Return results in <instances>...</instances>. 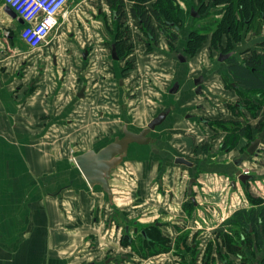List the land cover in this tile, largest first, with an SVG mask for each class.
Listing matches in <instances>:
<instances>
[{
    "label": "crops",
    "instance_id": "obj_1",
    "mask_svg": "<svg viewBox=\"0 0 264 264\" xmlns=\"http://www.w3.org/2000/svg\"><path fill=\"white\" fill-rule=\"evenodd\" d=\"M67 6L47 43L30 50L20 39L21 21L0 0V264H71L83 239L89 246L80 234L88 230L103 258H87V264L137 262L135 256L121 254L119 238L117 244L112 239L138 218L152 224L164 209L172 215L162 221L173 222L189 193L203 213L212 215H200L198 223L215 227L222 221L221 183L231 179L229 164L264 129V94L237 84L226 60L216 58L219 53L207 44L191 54L168 51L164 43L149 50L130 29L132 66L122 73L123 62L112 61L108 46L95 57V47L77 43V32L87 38V28L112 43L116 28L110 20L102 28L93 26L101 23L98 7L107 13L106 1L69 0ZM81 15L84 27L77 25ZM248 56L240 52L235 59ZM160 114L166 115L164 121L148 134L153 143L130 146L111 173L112 201L99 187L90 188L74 157L107 145L125 125L138 133ZM200 118L205 122L200 124ZM212 128H218L214 139ZM234 129L237 151L223 154L219 145ZM177 158L191 167L176 164ZM196 172V183L188 190ZM131 197L129 204L123 202ZM147 214L150 220L144 219ZM103 228L102 237L95 233ZM11 243L14 257L9 256ZM51 248L54 259L49 253L47 258Z\"/></svg>",
    "mask_w": 264,
    "mask_h": 264
},
{
    "label": "flooded vegetation",
    "instance_id": "obj_2",
    "mask_svg": "<svg viewBox=\"0 0 264 264\" xmlns=\"http://www.w3.org/2000/svg\"><path fill=\"white\" fill-rule=\"evenodd\" d=\"M105 1L107 3V13H105L103 8L99 10V14L103 19L110 20V22L116 28L112 43H108L107 46L109 47L108 50L111 54L110 57L112 61L123 62L122 73L130 69L129 64L130 66H132V62L130 60L132 47L129 44L130 29H134L136 31L138 42L146 49L154 50L160 45V43H164L168 51L181 49L182 54H191L192 51H194L192 53H196L206 41V39H204L199 43L194 40L195 37L199 35L197 34V32H200V29H202V26L200 25H197V29H195L193 32H191L190 34L188 33V38H186L184 43L179 46V39L181 38V35H183V32L185 30V23L188 21V18L191 17L194 21L200 20L193 13L192 9L196 6V9L199 11L206 4L210 5V7L212 8L217 5H221L220 3H217L218 0H192V2L189 3L193 6V8L190 7V12L187 15L181 8V4L183 5L184 2L187 3V0H168L172 5L171 14H165L161 9L157 10V0H153L152 2L147 3H141L140 0H120V11H116L114 8H111L109 1ZM128 4H130V6ZM138 7L143 8V12H145V15H141L140 13L138 14V12L133 11V9L135 8H137L138 10ZM221 11L222 10H220V12ZM155 12L158 13V16L154 14ZM220 14L224 15L223 11ZM222 19L223 16L222 18L220 17V20L218 22H214L217 29ZM251 23L252 22L250 21H245V29H242L240 32L232 34L228 29V34H223L218 41H216L215 43L209 42L210 48L219 53L217 58L220 60H226L228 68V61L231 58H235V56L229 55L226 57V53L223 52L233 51L232 48H235L234 42L236 41V37L239 35L241 37V34H248L249 32H251L249 30V25ZM223 37H225L224 44L222 42ZM257 49H259V47H257ZM251 50L252 49L247 48L244 49L242 53H249V51ZM112 53H115L117 60L113 59ZM182 54L177 55V60L184 63L186 61V58ZM127 61L131 63H128ZM198 80L199 79H195L194 84L197 85V82H199ZM234 86H237V84H234ZM196 92H199V90L196 89ZM236 106L238 108L241 107L238 103L236 104ZM202 122H205V120L203 118H200L199 123L202 124ZM216 129L212 128L213 139L218 133V128ZM148 134L147 137H149ZM122 136L123 128L121 131V135L117 137L120 138ZM261 136H263L262 140ZM261 136L251 138L244 149L237 151L238 135L237 133H235L234 129L226 132L224 141L219 145L220 152L223 154H229L234 151L240 153L239 157H236L229 164L232 173L231 179L228 182V189L234 192L233 194H235V200H238L237 194L239 193V191L240 193L242 192L241 194L250 204L249 206L240 207L234 210L219 224H217L213 228H210L209 226H205V224H201L198 222L200 220V215H212H210L209 213H206L207 215L203 213L201 211L203 209L197 207L199 204L195 199V195L189 193L187 194L185 204H183V206L179 209L180 212L176 213L173 216V222L162 221L163 217L170 213L169 210L164 209L162 210L161 214L155 217L153 223L150 225L142 224V222L139 221L141 218H138L139 220L137 219L136 221H132L124 225L121 234V240L125 244H127V246L132 245L133 242L136 246V249L133 248V252H129V254L137 258L141 256H146V259L151 258L153 264H237L238 261H240L241 263L240 252L245 251V247H249L250 254V249L252 247L263 249L264 226L262 225V221L260 219L258 220L256 225L250 222H246L244 225H239L235 222L229 224L226 223V221L237 212H250L257 209L259 206L264 205V195L262 194V191L258 190L259 192L258 195L255 196L256 198L247 196L242 191L243 189L248 188V186L250 188H254L252 184L257 185V183L259 182V176H257V174H252L251 171L244 170L242 169V167L248 157L256 158L253 161L256 164H259L257 159L261 156L260 151L262 152V149H264V129H262ZM255 140H258L259 143L254 149V152L252 154H249L247 150L250 147L251 143H253ZM153 141L154 140L150 138V141L148 143H153ZM132 145H135V143L129 145L125 158L127 157L128 150ZM208 149H212V146H207V150ZM125 158L123 159V161L125 160ZM238 171L239 174L249 177L251 176L252 179H248L245 182L240 181L238 179L239 175H237ZM199 172H196V175L194 177H191L188 181L186 186L188 190L191 189L193 184L196 183V176L199 175ZM260 187L264 189V184H262V186ZM257 188H259V185ZM215 215H217V213H215L214 216ZM252 256H254V254H251L250 258H252ZM138 261L140 262L142 260L138 259ZM243 263L246 264V262ZM258 264H264V259L261 260Z\"/></svg>",
    "mask_w": 264,
    "mask_h": 264
},
{
    "label": "rangeland",
    "instance_id": "obj_3",
    "mask_svg": "<svg viewBox=\"0 0 264 264\" xmlns=\"http://www.w3.org/2000/svg\"><path fill=\"white\" fill-rule=\"evenodd\" d=\"M189 2H192V0H187V3L184 2V4L182 5L181 4V8L183 10V12L185 14H189L190 12V7L193 8V6L189 3ZM219 3V2H217ZM191 5V6H189ZM69 6L66 7V10L68 9ZM104 7H98L97 9H103ZM191 8V9H192ZM222 8H224V5H217L215 7H210V5H205L202 9H200L199 11L196 9V6L192 9L193 10V13L197 16L198 21H194L193 18L189 17L188 18V21L185 23V30L183 32V35H181V38L179 39L180 42H179V46L182 45L185 41L186 38H188V33L190 34L191 32H193L195 29H197V25H200L202 26V29H200V32L198 31L197 34H199L198 36L195 37L194 40H197V42H201L203 41L204 39H206L207 41L204 43L203 46H206V44L209 46V42H213L214 40V36H215V32H216V24H214V22H218L220 20V17L222 18V14H220V10H222ZM84 7L83 8H80V11H84ZM65 10V12H66ZM64 12V13H65ZM220 12V13H219ZM264 14L262 15H259L250 25H249V30L251 32L248 33V38L247 37V34L246 36L243 38V34H241V37L239 38V40L235 41V48L233 47L232 48V52H223V53H226L225 56H228V55H235L236 57L238 56V53L242 52L244 49H247L249 47L251 48H254V47H257L258 44L262 41H264ZM84 16L81 15V20H79V22L77 23L78 26L80 27H84L87 25V23H85L84 21ZM87 20H90L88 17H85ZM105 19H101V23L98 24L97 23H93V26H95V28L99 27V28H102L105 26L106 22H104ZM107 25V24H106ZM242 29H245L244 27ZM241 29V30H242ZM98 30V29H96ZM87 36H91L92 38L91 39H87L86 38V35L84 34V32L82 31H78L77 32V43H78V46L79 48L80 47H84V48H94L96 49V54H95V57L96 55H98V52H101L102 51V46L104 45H108V41H105L103 39V37H101L100 35H92L91 34V30L89 28H87V31H85ZM252 33L254 34L253 38L250 39V36L252 35ZM214 34V36H213ZM200 37V38H199ZM252 37V36H251ZM192 38H193V35H192ZM250 39V40H249ZM222 42L223 44L225 43V37H223L222 39ZM210 47V46H209ZM194 52V51H192ZM191 52V53H192ZM217 58V57H216ZM80 59H82V56L79 55V57L77 58V61H79ZM128 62V61H127ZM128 63H131V62H128ZM129 67L130 64H129ZM264 97V95H263ZM264 100V99H263ZM261 134L258 136H255L256 137H260ZM262 137L261 136V140H262ZM264 144V143H263ZM235 154V153H234ZM260 154L261 156L258 157V162L259 164H256L254 163L253 160H255L256 158H253V157H248V159L245 161V164L243 165L242 169L244 170H248V171H251L252 174H257V176H259V182L256 184H252V186L254 188H250L248 186V188L246 189H243L242 191L247 195V196H251L252 198H256L255 196L258 195V192L261 191L260 189H258V185H259V188L260 186H262V184H264V149H262V152L260 151ZM240 153H237V155L234 157V159L236 157H239ZM257 188V189H256ZM259 190V191H258ZM234 192L228 190V184L226 183V180L222 181L221 183V194H222V208L220 209V215H219V219L223 220L225 219L227 216H229L234 210L240 208V207H244V206H249L250 204L246 201V199L242 196V192L237 194V197H238V200H235V194L233 195ZM130 197V196H129ZM132 198L131 199H127V200H124L123 202H125L126 204H129V202L132 201ZM131 206V205H130ZM129 208V207H127ZM128 212L126 211V214ZM141 214H139L137 217H140ZM152 215L150 214H147L144 219L146 220H150V218L148 219V217H151ZM142 224H146V223H142ZM107 231L106 228H103V230L101 232H95L97 234H99L101 236V234H105V232ZM19 232V231H18ZM18 232H15V237H17L18 235ZM25 234H23L24 236H26V232H23ZM68 234V233H67ZM80 234L83 235V238H87L86 240H89V243H88V247L86 248L84 245H85V240L83 239V247H78L77 248V261H73L71 264H87L86 262L87 261H84V260H87V258L89 259H92V258H96L95 259V262L99 259H102V254L103 252H101L100 248H95L98 244H91V242H93L94 238H93V231L92 230H88V231H83L81 232ZM121 233H119V236L116 238L114 237L112 239V244H117V239L119 238V241L122 245V252L121 254H126L127 255H130L129 252H133V248L136 249V246L134 245V242L132 245L130 246H127V244H125L122 240H121ZM14 237V238H15ZM102 237V236H101ZM27 237H23V239H25ZM96 240V239H95ZM105 244H109L107 243V241L105 242ZM16 246L18 244H15ZM14 243H11L9 245V256L10 257H14L16 255V252H14L13 249L14 248ZM130 247H131V250H130ZM30 250H36L34 248H31ZM79 250V251H78ZM245 251H242L240 252V255H241V263L240 261L237 262V264H245L243 262H246V264H258L261 260L264 259V248L263 249H257L256 247H252L250 250H251V254H254V256L251 257V254H250V251H249V247H245L244 248ZM56 250L54 248H51L48 252H47V258H48V253H49V256L51 257L50 259H54L55 258V253ZM109 252H113V251H110ZM87 253H90V255L88 257L87 256ZM20 255V254H19ZM25 255V254H24ZM25 257V256H24ZM142 257V258H141ZM139 258H135V259H141V260H145L146 256H141ZM26 258V257H25ZM131 259V258H130ZM152 260V259H151ZM11 261V260H10ZM124 262V261H123ZM152 262V261H151ZM29 264H32V263H29ZM47 264H51V263H48ZM123 264H153L150 263V262H145V263H140V262H136V261H131L130 262L126 261L125 263ZM155 264V263H154ZM166 264V263H164Z\"/></svg>",
    "mask_w": 264,
    "mask_h": 264
},
{
    "label": "trees",
    "instance_id": "obj_4",
    "mask_svg": "<svg viewBox=\"0 0 264 264\" xmlns=\"http://www.w3.org/2000/svg\"><path fill=\"white\" fill-rule=\"evenodd\" d=\"M110 7L116 11H120V0H108ZM153 0H140L141 3L152 2ZM224 5L222 8L223 19L215 33L214 43L219 40L223 34H236L244 27L245 21L253 22L259 15L264 14V0H218ZM158 9H161L165 14H171V2L168 0H157ZM141 15H145L143 8L133 9ZM137 14V13H134ZM158 16V13L155 12ZM235 36V35H234ZM240 35L236 37L239 40ZM197 41V40H196ZM229 73L234 81L247 88L249 92L264 94V42L259 44V49L249 51V56L244 58L241 62L235 58L229 61ZM262 221L264 226V205L250 212L240 211L229 218L226 223H237L244 225L250 222L256 225L258 220Z\"/></svg>",
    "mask_w": 264,
    "mask_h": 264
},
{
    "label": "water",
    "instance_id": "obj_5",
    "mask_svg": "<svg viewBox=\"0 0 264 264\" xmlns=\"http://www.w3.org/2000/svg\"><path fill=\"white\" fill-rule=\"evenodd\" d=\"M85 56V54H84ZM113 59L117 60L115 53H112ZM84 88L79 91L78 97L83 96ZM165 115H159L153 119L146 128L140 133H133L128 130L127 126L123 127V136L114 138L113 141L101 148H95L85 151L74 157L73 162L79 169L80 173L84 177L90 188L99 187L106 195L109 202L112 201V192L109 186V180L111 173L119 166L127 154V149L130 144H147L150 138L147 134L153 130L156 126L160 125L164 120ZM259 141L255 140L251 143L247 152L252 154L254 149L258 145ZM176 164L191 167V163L182 158L175 160ZM238 179L242 182L251 180L252 177L241 175L237 172Z\"/></svg>",
    "mask_w": 264,
    "mask_h": 264
},
{
    "label": "built area",
    "instance_id": "obj_6",
    "mask_svg": "<svg viewBox=\"0 0 264 264\" xmlns=\"http://www.w3.org/2000/svg\"><path fill=\"white\" fill-rule=\"evenodd\" d=\"M22 23L20 39L30 50L47 43L59 27L69 0H1Z\"/></svg>",
    "mask_w": 264,
    "mask_h": 264
}]
</instances>
